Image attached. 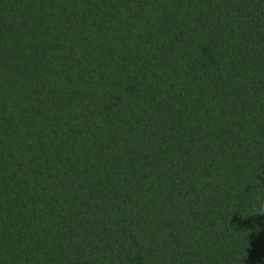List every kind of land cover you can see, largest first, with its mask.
I'll list each match as a JSON object with an SVG mask.
<instances>
[{
	"label": "trees",
	"instance_id": "16d2710c",
	"mask_svg": "<svg viewBox=\"0 0 264 264\" xmlns=\"http://www.w3.org/2000/svg\"><path fill=\"white\" fill-rule=\"evenodd\" d=\"M0 264H264V0H0Z\"/></svg>",
	"mask_w": 264,
	"mask_h": 264
}]
</instances>
